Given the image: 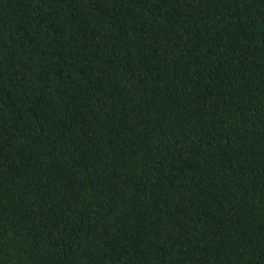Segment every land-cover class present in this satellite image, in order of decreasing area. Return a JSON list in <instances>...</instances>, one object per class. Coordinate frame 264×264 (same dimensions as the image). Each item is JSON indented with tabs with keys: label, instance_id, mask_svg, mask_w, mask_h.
<instances>
[{
	"label": "trees",
	"instance_id": "trees-1",
	"mask_svg": "<svg viewBox=\"0 0 264 264\" xmlns=\"http://www.w3.org/2000/svg\"><path fill=\"white\" fill-rule=\"evenodd\" d=\"M0 264H264V0H0Z\"/></svg>",
	"mask_w": 264,
	"mask_h": 264
}]
</instances>
